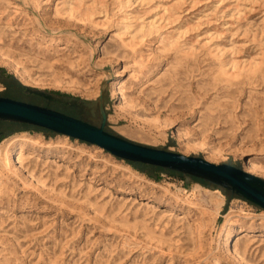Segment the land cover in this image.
<instances>
[{
  "label": "rangeland",
  "instance_id": "1",
  "mask_svg": "<svg viewBox=\"0 0 264 264\" xmlns=\"http://www.w3.org/2000/svg\"><path fill=\"white\" fill-rule=\"evenodd\" d=\"M26 86L93 124L102 92L105 130L264 179V0H0V96L79 116ZM15 135L36 143L0 174V264H264L249 200L0 121Z\"/></svg>",
  "mask_w": 264,
  "mask_h": 264
},
{
  "label": "water",
  "instance_id": "2",
  "mask_svg": "<svg viewBox=\"0 0 264 264\" xmlns=\"http://www.w3.org/2000/svg\"><path fill=\"white\" fill-rule=\"evenodd\" d=\"M24 91L64 105L75 107L78 117L64 112L10 97L0 96V121L31 124L66 134L107 150L128 161L150 164L203 179L231 194L245 198L264 209V179L244 171L240 164H214L201 156H189L166 149L133 142L105 130L106 111L102 92L97 101L99 124L81 117L83 106L76 99H62L48 91L26 86Z\"/></svg>",
  "mask_w": 264,
  "mask_h": 264
},
{
  "label": "bare ground",
  "instance_id": "3",
  "mask_svg": "<svg viewBox=\"0 0 264 264\" xmlns=\"http://www.w3.org/2000/svg\"><path fill=\"white\" fill-rule=\"evenodd\" d=\"M29 143H36V142L35 141L33 142V140L31 138L27 137V136H24L23 138H20V137L15 135V136H12L11 138L7 139L3 144L0 145V174L1 175H5V176L15 175V176H19L20 171L16 170V166H15L16 164L15 163L20 159L21 153H23V151L25 149H27V148L32 149L31 152H33V147H30ZM252 165L254 167L259 166L258 165V161L253 162ZM196 186L199 187V188H202V186H200V184H196ZM202 189H204L206 191V193L208 192L209 201L214 202L215 198H216L214 193L217 190L211 191V190H208L206 188H202ZM191 203L192 202H189V204H191ZM228 223H229V221H228V218H227L220 225V229L221 230H225L227 228ZM226 237L227 238L225 240V243H226L225 245L226 246H230L231 245V241L233 240L232 232H230V231L227 232V236Z\"/></svg>",
  "mask_w": 264,
  "mask_h": 264
},
{
  "label": "trees",
  "instance_id": "4",
  "mask_svg": "<svg viewBox=\"0 0 264 264\" xmlns=\"http://www.w3.org/2000/svg\"><path fill=\"white\" fill-rule=\"evenodd\" d=\"M133 162V161H132ZM134 163V162H133ZM137 164V163H136ZM197 178V177H196ZM198 180H200L201 182H205L203 179L197 178Z\"/></svg>",
  "mask_w": 264,
  "mask_h": 264
},
{
  "label": "flooded vegetation",
  "instance_id": "5",
  "mask_svg": "<svg viewBox=\"0 0 264 264\" xmlns=\"http://www.w3.org/2000/svg\"><path fill=\"white\" fill-rule=\"evenodd\" d=\"M55 95V94H54ZM77 110V109H76Z\"/></svg>",
  "mask_w": 264,
  "mask_h": 264
}]
</instances>
